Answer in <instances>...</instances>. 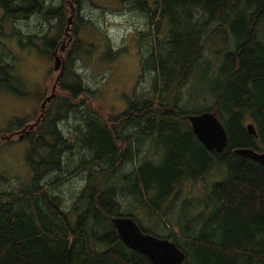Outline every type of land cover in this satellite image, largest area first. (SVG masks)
<instances>
[{"label": "trees", "instance_id": "obj_1", "mask_svg": "<svg viewBox=\"0 0 264 264\" xmlns=\"http://www.w3.org/2000/svg\"><path fill=\"white\" fill-rule=\"evenodd\" d=\"M66 1L0 0V7L3 19L37 14L55 27L58 23L53 35L31 33L26 43L19 41L52 60L66 41ZM119 1L148 20L140 40L151 39L141 62V72L153 74L150 89L124 113L107 115L92 106L95 92L67 71L71 83L61 78L55 112L71 111L80 120L73 137L56 129L55 117L24 137L29 182L12 189L0 184V264H153L121 242L113 217H129L142 233L173 242L185 254L183 264H264V167L234 153L241 148L264 153V0ZM215 34L228 35L233 48L215 52L218 63L212 68L204 51ZM70 36L71 44L59 52L64 62L91 53L92 45L77 38L75 29ZM121 51L105 55L114 58ZM200 64L201 70L206 65L208 81L205 111L217 115L227 136L220 154L197 140L188 121L195 113L181 99ZM25 125L11 123L0 139ZM9 143L3 139L0 147ZM76 151L79 160L62 170V154ZM64 172L85 176L71 207L73 222L58 193ZM49 173L57 174L44 182ZM210 176L203 199L184 194L187 183Z\"/></svg>", "mask_w": 264, "mask_h": 264}, {"label": "rangeland", "instance_id": "obj_2", "mask_svg": "<svg viewBox=\"0 0 264 264\" xmlns=\"http://www.w3.org/2000/svg\"><path fill=\"white\" fill-rule=\"evenodd\" d=\"M52 2L57 4L58 0H52ZM66 3L69 17L73 16L67 34H71L72 28L75 29L76 37L86 44L92 45V48H90L89 55L79 54L65 62L63 56L57 52L63 61L61 77L63 80L57 78L62 63L58 71L53 70L54 56L52 60H49L34 48L21 47L23 43H26V37L31 33L43 35L48 32L49 35H53L58 30V23L55 27L56 22L48 23L37 14L30 15L24 20L21 17H17L15 20H10L7 17L3 19L4 17L0 14V25L2 26L0 53H3L0 68L10 70L8 76L13 78L8 84L10 88L5 83H0V131L7 129L11 123L27 124L24 132H17L18 135L16 132H12L9 134H14L11 138L6 135L9 137L10 140H7L10 143L0 147V175L3 173L6 176L5 181L0 179V184L7 189H12L19 183L27 184L29 182L31 173L25 161L29 145L28 141L24 139L29 130L27 127L33 124L37 126L43 120L55 117L56 129L64 136L73 137L74 126L80 120L77 118V114L64 111L60 115V111L58 115L55 112L57 107L55 97L60 80L65 85L71 83V75L67 71H75L80 76L84 87L95 92L94 105L92 106L101 109L107 115L124 113L131 102L150 89L153 74L141 72V62L148 54L147 51L151 45L149 38L140 40L141 35L145 34L149 27L146 16L121 4L119 0H79L77 13L76 0H67ZM76 14L81 20L77 21ZM70 37H65V43ZM20 38L23 41L22 44L19 42ZM72 39L71 37V41ZM71 41L68 45L71 44ZM36 43L39 48L41 47L40 49H43L39 40ZM61 46L64 47V44L59 45V47ZM63 47L65 52L66 47ZM232 48L233 41L228 35L215 34L211 41L205 42L204 59L209 60L211 67L215 68L218 63V55L215 52L221 53ZM110 49L113 51L123 49V51L113 58L105 55ZM75 52L76 49L73 50L72 57ZM201 68L202 64L198 66L187 85L182 89L181 99L185 103V109L195 114L208 108L206 106V102L209 100L206 91L208 85L205 76L206 65L205 69L201 70ZM41 89L44 91L41 92ZM51 96L53 98L48 101L47 98ZM44 102L45 104L41 108ZM19 136L23 137L18 139ZM3 139L5 138L0 139V142ZM146 149L147 146L143 148L144 153L147 152ZM41 154L46 156L45 151H42ZM79 154L81 153L79 152ZM79 154L77 151L72 155L64 152L61 156L62 170L72 168L74 163L79 160ZM129 166L125 167V170H128ZM56 174L49 173L44 182L50 181ZM62 176L64 183L60 186L58 193L63 198L64 205L69 210L71 222H73L75 213L71 207L84 187L85 176H81L77 172L71 174L64 172ZM211 178L212 176L197 183H187L184 187V194L195 201L203 199V188ZM195 206L197 207V204ZM191 213L187 211V214ZM174 222L175 220L171 219V223L174 224Z\"/></svg>", "mask_w": 264, "mask_h": 264}, {"label": "water", "instance_id": "obj_3", "mask_svg": "<svg viewBox=\"0 0 264 264\" xmlns=\"http://www.w3.org/2000/svg\"><path fill=\"white\" fill-rule=\"evenodd\" d=\"M72 19L73 16H70L67 19L64 30L65 37H70V34H67V31L69 30L70 20ZM70 41L71 37L68 38L66 43L62 41L64 47L61 46L59 47L60 49L58 48L54 52L53 70L58 71L60 64L62 63L57 77L58 79H61L63 74V61L59 58L57 52H64L62 47L65 48ZM51 98H53V96L48 97L47 100L50 101ZM44 104L45 102L42 104L41 108H43ZM188 121L197 140L207 151H213L216 154H220L225 150L227 146L226 132L215 113L204 111L200 114L189 115ZM25 126L20 131L24 132L26 129ZM35 127L36 124L27 127L29 130L26 132L25 136L30 135ZM246 130L249 134L256 136L253 124H247ZM16 135H18V133H16ZM9 136L10 138L12 137V135ZM22 137L23 136H19L18 139H21ZM3 138H5V140L9 139V137L6 136ZM234 153L240 157L252 160L264 167V153L254 151L249 148L236 149L234 150ZM110 221L113 224L121 242L132 251L147 257L153 264H183L185 254L173 242L142 233L136 223L129 217H113Z\"/></svg>", "mask_w": 264, "mask_h": 264}, {"label": "flooded vegetation", "instance_id": "obj_4", "mask_svg": "<svg viewBox=\"0 0 264 264\" xmlns=\"http://www.w3.org/2000/svg\"><path fill=\"white\" fill-rule=\"evenodd\" d=\"M0 14H1V16L2 17H4V15H5V10L2 8V7H0ZM17 17H19V16H17ZM22 18V20H24V19H27V17L26 16H22L21 17ZM24 36V35H23ZM8 72H10V70H1L0 69V83H5L6 84V86L7 87H9L8 86V84H9V82L13 79L12 77H9L8 76ZM13 75V74H12ZM10 88V87H9ZM33 129H35V128H33ZM129 130H132L131 128H129ZM20 130H17V131H14V132H19ZM29 136V135H28Z\"/></svg>", "mask_w": 264, "mask_h": 264}]
</instances>
